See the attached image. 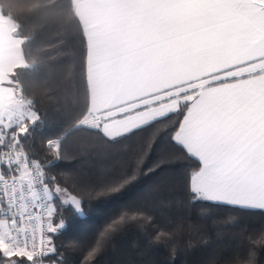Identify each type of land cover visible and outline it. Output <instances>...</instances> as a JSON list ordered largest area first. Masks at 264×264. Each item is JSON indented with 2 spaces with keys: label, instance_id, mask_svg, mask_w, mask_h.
Returning <instances> with one entry per match:
<instances>
[{
  "label": "snow or ice",
  "instance_id": "snow-or-ice-1",
  "mask_svg": "<svg viewBox=\"0 0 264 264\" xmlns=\"http://www.w3.org/2000/svg\"><path fill=\"white\" fill-rule=\"evenodd\" d=\"M19 16L79 39L71 88L83 105L67 112L70 127L108 145L129 142L126 167L83 186L84 194L77 180L52 171L70 132L44 135L46 113L29 84L39 68ZM180 156L194 161L184 173L185 206L264 210V0H35L23 12L0 0V264H67L56 243L65 212L83 217L85 195L118 196L141 176L159 190ZM135 222L147 230L153 217L138 208L111 217L85 264ZM227 226L214 223L217 238ZM224 264L256 261L234 254Z\"/></svg>",
  "mask_w": 264,
  "mask_h": 264
},
{
  "label": "trees",
  "instance_id": "trees-1",
  "mask_svg": "<svg viewBox=\"0 0 264 264\" xmlns=\"http://www.w3.org/2000/svg\"><path fill=\"white\" fill-rule=\"evenodd\" d=\"M15 11L23 12L35 0H4ZM7 11V8H6ZM18 19L23 24L24 35L31 38L26 46L30 62L39 68L40 78L29 81L31 89L42 104L41 112L44 135L57 128H67L70 135L64 141V157L53 173L64 172L78 181L77 188L101 184L109 173L119 172L126 167L129 142L124 145H108L88 132L73 130L66 114L83 105V96L71 88L73 74H79V39H66L59 24L35 27ZM74 33V27L72 28ZM48 86L47 88L45 86ZM51 92V98L42 93ZM37 144L41 136L36 138ZM134 147V145H133ZM173 167L175 172L162 179L159 190L153 188L154 179L141 176L118 196L88 198L85 195L86 215L83 219L71 211L64 213L66 228L56 243L63 245L67 264H85L90 246L111 217L124 209H140L153 217V224L130 223L103 244L90 258L91 264H204L213 257L224 264L234 254L254 256L256 264H264V211L232 210L231 208L208 209L206 205H184V173L194 166V161H184ZM211 217V218H209ZM228 220L222 235L217 238L220 228L214 227L217 220ZM156 231L169 233L167 239L155 242L151 239ZM208 241L204 244L201 237ZM78 238L82 245L73 246Z\"/></svg>",
  "mask_w": 264,
  "mask_h": 264
},
{
  "label": "crops",
  "instance_id": "crops-1",
  "mask_svg": "<svg viewBox=\"0 0 264 264\" xmlns=\"http://www.w3.org/2000/svg\"><path fill=\"white\" fill-rule=\"evenodd\" d=\"M247 210H259V209H247ZM259 211H264V210H259Z\"/></svg>",
  "mask_w": 264,
  "mask_h": 264
},
{
  "label": "water",
  "instance_id": "water-1",
  "mask_svg": "<svg viewBox=\"0 0 264 264\" xmlns=\"http://www.w3.org/2000/svg\"><path fill=\"white\" fill-rule=\"evenodd\" d=\"M80 217V216H79ZM81 219H83L84 218V216L83 217H80Z\"/></svg>",
  "mask_w": 264,
  "mask_h": 264
}]
</instances>
